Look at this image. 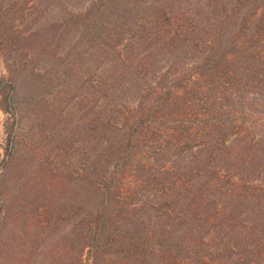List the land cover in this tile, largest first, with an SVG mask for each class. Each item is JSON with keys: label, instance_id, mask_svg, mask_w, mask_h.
<instances>
[{"label": "rangeland", "instance_id": "obj_1", "mask_svg": "<svg viewBox=\"0 0 264 264\" xmlns=\"http://www.w3.org/2000/svg\"><path fill=\"white\" fill-rule=\"evenodd\" d=\"M90 1L0 0V85L13 84L6 92L15 103L13 110L4 111L0 91V264L88 263L87 245L101 200L105 199L108 212L101 226L107 239L110 233L137 230L138 221L153 223L157 208L165 211L175 192L186 191L170 182L176 175L160 172L166 165L194 163L195 155L176 158L168 150L172 142L178 143L179 134L153 131L141 145L131 146L133 154L122 174L119 157L124 149L113 152L114 140L109 143L104 125L110 107L116 111L117 123L125 120L123 112L132 121L138 115L133 108L144 95L152 101L160 91L176 89L179 83L172 82L183 62L201 59V53L186 55L175 46H165L155 40L157 34L145 40L143 15L124 23L115 5L78 20L70 17ZM162 1L169 7L179 4ZM250 1L245 3L249 6ZM151 29L156 31L148 24ZM116 44L115 52L110 48ZM233 92L229 107L241 111L246 126L241 135L232 132L229 143L234 150L249 153L250 168L224 161L214 162L213 167L233 173L238 181L247 178L249 199L241 202L231 199L229 190L209 188L207 199L204 190L197 193V209L212 215L214 204L207 203H214L213 199L223 207V214L213 220V249L232 247L235 264L244 240L252 264H264V195L258 194L259 185L264 189V89L248 83L234 86ZM158 115L168 131L175 123L173 116L169 111ZM102 174L112 189L107 196L93 198L91 182L100 185ZM194 179L198 183L204 177ZM252 181L258 187L250 191ZM133 203L137 206L132 208ZM165 222L166 218L160 220L156 229ZM167 240L141 236L134 249L127 243L114 244L96 263L178 264L186 259L188 249L168 248L165 244L171 240ZM220 259L224 264V257Z\"/></svg>", "mask_w": 264, "mask_h": 264}, {"label": "trees", "instance_id": "obj_2", "mask_svg": "<svg viewBox=\"0 0 264 264\" xmlns=\"http://www.w3.org/2000/svg\"><path fill=\"white\" fill-rule=\"evenodd\" d=\"M183 1H172L173 4H179L169 7L166 3L162 4V0H91L86 9L76 11L70 16L78 20L90 15L91 11L98 12L115 5L119 8L118 14L122 16L124 23L130 20L136 22V18L143 15L147 22L142 26L147 32L143 37L145 40H151L152 36L157 34L155 40L161 41L165 46H175V50L185 52L186 55L201 53L202 56L191 63L183 62L180 75L172 82L179 83L176 84V89L168 87L160 91L158 94L161 95L152 101H148L144 95V99L133 108L138 115L133 117L132 121L128 120L127 112H123L125 120L117 123V120H114L115 115L113 116L116 111L113 107L109 108L104 130L108 133L109 143L114 140L115 148L110 147L113 152H121L120 150L124 149V155L121 152L119 157L123 160L119 168L120 173L124 174L126 164L133 154L130 147L141 145L140 141L151 138L153 131L169 136L179 134L182 137H178V143L172 142L168 150L173 152L176 158L186 159L190 154L197 158L193 159V164L180 163L171 168L166 165L160 169L161 173L176 175L170 182L178 185V189L184 187L186 191L184 194L175 192L176 195L169 203L170 207L165 211L157 208V214L152 217L153 223L138 221L137 230L124 234L120 232L118 236L110 233L106 239L101 226L105 225L108 212L104 204L105 199L101 200L95 216L96 229L90 235L91 240L87 245L89 264H97L99 256L108 253L109 246L114 244L122 246L127 243L129 248L134 249L135 240L141 236L144 239L157 237L161 242L171 240L169 245L165 244L168 248L172 245L175 249H188L186 259H177L178 264H222L221 256L224 257V264H232V247L224 248L226 245H219L213 249L212 245V232L215 228L212 227L215 223L213 220L223 214V207L213 199L214 203H207L208 206L214 204L212 215L206 211H198L200 201L198 202L197 193L204 190L202 196L207 199L206 197L210 196L209 188H212V191L218 188L220 192L229 190L231 199L235 197L241 202H244V198L249 199L245 191L247 178L238 181L233 177V173H222L213 166L214 162L224 161L230 166L235 162L234 166L239 169L242 166L250 168L247 161L249 153L234 150L233 142L229 143L230 134L235 132L237 136L241 135L246 126L241 111L229 107V99L234 98V86L240 88L253 83L256 89L259 86L264 89V0H247L251 2L249 6L245 3L246 0H185V5L180 3ZM187 15L191 18L188 24ZM148 24L156 31L148 30ZM110 49L118 51L117 44ZM7 86L14 87L12 83L0 85L1 106L4 111L10 112L15 103L6 92ZM177 89L179 91H176ZM202 94L207 98H203ZM179 108L183 111L178 112ZM160 111H169L173 116L171 121L175 123L169 126L168 131L162 128L164 118L158 115ZM194 115L196 118L191 121ZM180 138H183L181 142ZM119 143H123V147L119 146ZM117 165L119 163L115 166ZM123 165L125 166L122 167ZM181 169L185 171L181 172ZM103 176L102 174L101 178L104 179L100 185H96L94 180L91 182L93 198L98 194L107 196L112 189L107 177ZM196 176H203L204 180L197 183L194 179ZM253 182L249 187L250 191L258 187ZM258 194L264 195V189L260 185ZM193 199V204H197L191 205L189 200ZM136 204H131L132 208L137 206ZM164 218L165 225L156 229ZM243 229L247 232V228ZM247 246L244 240L240 241L241 250L235 264H252L254 259L250 256ZM262 247L260 245V251L263 252Z\"/></svg>", "mask_w": 264, "mask_h": 264}]
</instances>
